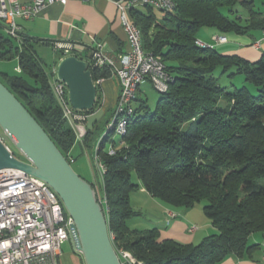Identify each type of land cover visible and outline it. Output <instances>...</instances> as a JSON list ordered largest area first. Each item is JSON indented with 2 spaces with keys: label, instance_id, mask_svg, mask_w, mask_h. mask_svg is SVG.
I'll use <instances>...</instances> for the list:
<instances>
[{
  "label": "trees",
  "instance_id": "obj_1",
  "mask_svg": "<svg viewBox=\"0 0 264 264\" xmlns=\"http://www.w3.org/2000/svg\"><path fill=\"white\" fill-rule=\"evenodd\" d=\"M173 2L174 10H161V17L152 6L131 10L144 48L166 64L173 80L153 110L140 88L126 133L101 142L99 154L107 166L102 206L118 253L128 250L141 264H220L232 254L252 256L260 244H250V236L264 234V54L252 62L202 47L196 39L204 27L221 33L262 32L264 11L255 0ZM237 5L247 17L232 16ZM21 35L17 39L0 30V60H18L17 73L2 71L0 80L68 157L79 142L52 90L54 72L46 71L35 48L40 40ZM88 65L94 80L111 76L107 66ZM218 68L231 76L244 74L257 93L246 85L228 91L214 74ZM112 113L86 122L82 142L87 148L94 147ZM120 141L117 152L109 154L107 143L117 146ZM138 186L173 207L191 209L206 200L203 211L218 232L194 244L162 238L156 227L130 226L128 219L138 213L131 202Z\"/></svg>",
  "mask_w": 264,
  "mask_h": 264
},
{
  "label": "built area",
  "instance_id": "obj_2",
  "mask_svg": "<svg viewBox=\"0 0 264 264\" xmlns=\"http://www.w3.org/2000/svg\"><path fill=\"white\" fill-rule=\"evenodd\" d=\"M110 1L119 9L120 21L127 35L128 49L125 52L113 56L100 42L95 45L56 42V46L65 53L76 50L80 55L87 54V58L82 59L90 61L94 67H109L111 76L119 82V93L111 119L92 148V157L103 188L107 166L99 154L101 142L108 135L115 138V134L122 138L126 133L128 118L135 111L138 92L144 83L150 82L162 93L173 80L166 64L144 48L141 29L131 16V10L146 6L172 11L175 8L173 0ZM67 2L68 0H0V21L8 35L20 39L23 33L20 18L32 19L50 5H64ZM227 40V35L219 34L214 36L215 43L198 38L196 43L202 47H214ZM262 40L264 30L254 45L258 47ZM104 80L105 77L94 80L100 95H103ZM50 82L64 117L73 127L77 139L82 142L87 132V119L93 112L86 113L71 105L67 84L58 79L56 71ZM9 140L7 133L0 131V142L10 155L29 162L13 152L8 144ZM122 144L123 141L117 146L110 143L109 154H115ZM67 158L71 163L74 161L70 154ZM99 200L106 204L105 197ZM65 210L57 192L42 178L16 167L0 168V264H60L61 246L72 238L71 225L74 222ZM118 255L123 264H141L128 250H121Z\"/></svg>",
  "mask_w": 264,
  "mask_h": 264
},
{
  "label": "crops",
  "instance_id": "obj_3",
  "mask_svg": "<svg viewBox=\"0 0 264 264\" xmlns=\"http://www.w3.org/2000/svg\"><path fill=\"white\" fill-rule=\"evenodd\" d=\"M243 17L245 18L247 15ZM19 23L23 27V33L27 36L39 39L38 43L52 44L55 49H59L56 46V42L84 45H95L96 42H100L105 45L106 51L113 56H117L128 49L127 35L120 21L119 9L110 0H68L64 5L56 3L48 6L32 19L20 18ZM198 34V39L209 43H215V35H227L228 40L226 42L218 43L214 46L222 54H236L252 62L257 61L264 54V40L260 42L258 47L254 45L261 38V30L238 34L235 32L221 33L215 28L204 27L200 29ZM59 50L64 53L63 57L70 54L77 57H85V53L80 55L76 50L68 53H65L63 49ZM55 71L56 69L53 71L54 75ZM141 89L143 91L142 86ZM118 93V80L113 76L105 78L102 84L104 99L103 95L98 92L95 109L89 118L100 114V112L102 113L99 117H103L107 113V108L114 107ZM87 123L89 122L87 121ZM80 146L81 150H83V146L81 144ZM71 152L70 155H72ZM88 181L93 185H98L101 182H98L96 178ZM101 188L103 191V185H101ZM131 202L138 213L128 219L130 226L146 229L156 227L160 230L162 238L179 240L186 228H188L189 232L198 234L197 239L218 232L217 227L208 217L200 218L203 220L202 227L205 229H200L198 224L187 222L188 218L196 216L194 215L195 213H192L196 212L193 211L195 207L186 209L164 204L153 197L143 186H138L133 190ZM199 212L201 213L202 211ZM172 213H175V215H172ZM162 230L165 231L163 232ZM164 233L167 236L163 237ZM253 238L252 244L259 243L260 248L252 256L239 257L236 254H232L220 264H264V254L261 255V251L264 248V234H253ZM191 241L187 240L186 242Z\"/></svg>",
  "mask_w": 264,
  "mask_h": 264
},
{
  "label": "water",
  "instance_id": "obj_4",
  "mask_svg": "<svg viewBox=\"0 0 264 264\" xmlns=\"http://www.w3.org/2000/svg\"><path fill=\"white\" fill-rule=\"evenodd\" d=\"M56 74L67 84L74 108H94L97 86L86 60L67 55L60 60ZM0 126L29 160L12 157L0 142V168H20L42 178L57 192L74 220L72 239L85 264H123L95 187L73 168L44 127L1 80Z\"/></svg>",
  "mask_w": 264,
  "mask_h": 264
},
{
  "label": "rangeland",
  "instance_id": "obj_5",
  "mask_svg": "<svg viewBox=\"0 0 264 264\" xmlns=\"http://www.w3.org/2000/svg\"><path fill=\"white\" fill-rule=\"evenodd\" d=\"M255 4H256V8L258 10H264V0H255ZM236 10H238V12L233 13L232 16L235 15H242V16H246L247 15V11L237 5ZM222 10L226 13H230L228 12V9L226 7L222 8ZM156 13L161 17L163 15V12L156 8ZM1 31H5L3 28H0ZM199 35V34H198ZM35 48L40 56V59L42 61V63L45 66L46 71L52 75L53 71L55 69H57V66L59 64V58L60 55L63 54L62 51H60L59 49H55L54 46L52 44H46V43H36L35 44ZM218 50V48H217ZM219 51V50H218ZM80 58H83L81 56H79ZM18 65V60L17 58H14L12 60H0V74L2 71L9 73V74H16L18 71L17 68ZM215 76L218 78L219 83L226 87V89L228 91H233L235 88H239L241 86L246 85L248 87V89L250 90L251 93L255 94L256 92V87L253 84H250L249 82H247L245 80V76L244 74H235L233 76L227 74V73H222L221 68H218L215 71ZM1 78V76H0ZM143 88V92H142V96L143 97H147L148 100V104L150 106V108L153 110L155 108L157 99L160 96V92L158 90H156L152 84L150 82L144 83L142 85ZM100 94V93H99ZM227 104L226 100L224 98H222L220 100V105L221 106H225ZM113 109V107H111L110 109H106V112L109 113L111 112ZM102 112H100V114H96L94 116H91L88 119V122L90 123L94 118H98L101 115ZM2 127L0 126V131H2ZM115 139H119L118 135H115ZM77 141L79 142V144H76L73 147V151L71 152V158L74 159V161L72 162V166L73 168L80 174L82 175L84 178H86L87 180H91V179H98V182H100L99 179V173L98 170L96 168L95 162L93 160L92 157V149L91 148H87V146L84 145V142H81L80 140L77 139ZM8 144L10 145V147L12 148L13 152L20 158L22 159H26L25 155H23V153L18 149V147L13 143L12 140L8 141ZM80 144L83 146L81 150V146ZM109 146L110 143H107ZM86 148V149H84ZM76 158V160H75ZM133 181L137 182V177L135 174H133ZM261 181L264 183V177L261 178ZM101 182L98 183V185H95V189L97 192V196L100 199V197L102 198L103 196H101L102 188H101ZM207 201L203 200L201 201L199 204H197V206H195V208L193 209V211L196 212H192L195 213L194 217L188 218L187 222L190 224H198L200 226V229L204 227H202V219H200L201 217H207L206 214L203 211V205L206 204ZM182 209V208H180ZM201 209V210H200ZM66 211V210H65ZM199 211H202L201 213ZM163 232L165 230H162ZM184 233V234H183ZM183 233L181 234V237L179 240V242L182 243H194V244H198L199 242H201L203 240V238L205 237H201V239H197V235L198 234H194L188 231V228L184 229ZM256 235H260L261 233H254ZM167 236L166 233L163 234V237ZM170 236V235H168ZM207 236V235H206ZM253 235L250 236L249 239V243L252 244L253 242ZM187 240H192L191 242H186ZM258 251V249L256 250ZM264 254V248L261 251V255ZM59 263L60 264H85V260L82 256V254L76 249L74 241L72 238L66 240L62 246H61V254L59 256Z\"/></svg>",
  "mask_w": 264,
  "mask_h": 264
}]
</instances>
